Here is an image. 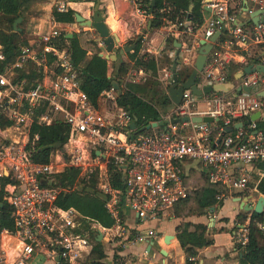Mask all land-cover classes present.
<instances>
[{
  "label": "built area",
  "instance_id": "built-area-1",
  "mask_svg": "<svg viewBox=\"0 0 264 264\" xmlns=\"http://www.w3.org/2000/svg\"><path fill=\"white\" fill-rule=\"evenodd\" d=\"M126 1L145 27L151 17L148 9L141 0ZM54 6L58 12L70 8L65 1H57ZM202 10V22L186 16L176 30L177 37L191 38L188 51L193 60L200 41L209 42L220 31L196 85L201 89L231 82L234 89L201 98L190 89L184 90L180 105L172 112L177 118L207 115L218 119L214 123H192L191 129H178L183 123L172 124L176 118L165 119L168 123L164 127L151 132L130 129L135 119L116 103L119 88L101 93L116 92L107 94L103 108H99L98 101L93 105L81 88L82 80L72 65L69 48L56 44L65 34L67 37V31L61 33L57 26L67 27L53 17L49 20L50 31L21 45L11 61H7L0 44V113L11 122L6 128L0 127V180L8 178L2 190L13 221L12 229L0 227V264H31L37 256L52 263L75 264L83 258L92 263L93 243L73 232L77 211L57 205L63 189L55 185L54 176L68 167L78 169V178L83 180L97 173L98 187L107 196L105 208L113 224L98 225L95 232L120 246L159 238L154 229L148 228L129 241L123 210H131L141 222L170 217L175 205L189 195L180 167L186 161L200 163L209 181L223 189L214 188L217 202L234 197L231 193L256 190L258 181L253 172L259 164L264 165V131L257 123L264 120V96L257 93L264 91V73L255 70L229 81L224 67L235 63L239 71L248 65H264V0H203ZM29 64L40 76L33 82L19 77ZM163 76L171 84L175 73L169 70ZM144 78L145 72L139 69L121 79L140 83ZM254 86L256 91L242 90ZM198 102H203V111L192 110ZM257 112L259 118L248 123ZM55 122L70 128L68 140L48 162H38L32 155L38 135H32L31 128L34 123ZM237 123L242 126L218 141L224 127ZM110 163L121 170L123 188L112 187ZM259 227L264 232V221ZM233 241L238 250H244L249 241L248 220L235 224ZM187 264H198L196 257L190 256Z\"/></svg>",
  "mask_w": 264,
  "mask_h": 264
},
{
  "label": "trees",
  "instance_id": "trees-1",
  "mask_svg": "<svg viewBox=\"0 0 264 264\" xmlns=\"http://www.w3.org/2000/svg\"><path fill=\"white\" fill-rule=\"evenodd\" d=\"M70 2H78L84 0H66ZM92 1V0H86ZM37 0H0V26L8 25L7 30L0 32V44L6 56L7 61H11L15 56L18 48V39L20 38L21 29L14 30L13 22L18 17L23 18L25 10L36 3ZM151 0H141L142 6L152 15L150 27H159L163 19H168L180 22L184 17L191 15L192 20L202 22V2L203 0H155L153 7L150 6ZM75 11L68 8L64 12H58L56 9L52 11V17L59 23H74ZM66 35V34H65ZM62 36L56 41L58 46H67L70 51L71 61L74 68L79 72L82 80L81 88L87 94L90 102L97 105L98 98L103 91L109 90L113 87V82H116L119 88V93L116 97V103L125 107L131 112L135 119L138 132H151L153 128L146 129V126L154 121L160 120L161 113L158 109H162V113L166 111L167 107L171 105L166 92L153 90L154 82L139 84V83H122L118 75L125 74L129 68L128 63L120 61L116 64V72L113 76H107V60L100 57L95 53L92 57L87 56L86 49L81 45L77 34L72 37ZM136 49L131 53L129 58L135 60L134 66L141 68L145 72H155L157 69V61L154 57L147 54L137 55L138 42L136 41ZM24 45V44H23ZM211 58V53L207 55V60ZM176 62H173L175 64ZM172 64V65H173ZM227 71V79L232 81L237 66L231 64L225 65ZM28 71V72H27ZM192 71V70H191ZM188 69L175 71V76L179 83L184 82L190 75ZM19 77H26L29 82H33L36 75L34 66L31 69L28 67L20 71ZM157 84L156 86H158ZM159 91V92H158ZM150 95V96H149ZM258 128L264 131V120L258 121ZM11 122L0 113V127L6 128ZM31 134H37L38 140L36 141L33 151V158L38 162H48L50 156L59 149H62L66 144L70 135V128L62 123L55 122L49 125H42L34 123L31 128ZM183 164V163H182ZM181 170L183 177L189 188V195L186 199L177 203L173 209L174 216H179L182 210L186 209L191 202H197L201 207V197L205 188H197L190 186ZM201 165L200 163H198ZM260 169H264L263 164H259ZM204 168V167H203ZM205 169V168H204ZM205 181L204 187H212L216 190L222 191L217 184L209 181L206 170H204ZM79 170L76 168L68 167L64 171L54 176V183L57 187L63 189L58 196L57 205L63 209L73 208L77 211L78 215L75 218L76 227L73 232L81 236L87 237L91 242L95 241L94 230L92 229L93 223H98L101 226L109 227L113 224V219L105 208L107 196L102 194L98 187V175L94 173L87 179L78 178ZM109 181L114 188H123L122 172L118 166L113 163L108 165ZM8 182L7 177L0 180V227L13 228V221L11 218V208L4 199L3 186ZM257 191L259 194L264 195V173L262 178L257 184ZM240 193H235L237 196ZM203 208V207H201ZM247 216L238 215L237 223H243L248 220L249 228V241L244 250L242 251L239 264H264V232L260 229V224L264 221V211L261 214L251 212ZM235 228V226H234ZM201 230L190 233L185 230H178L179 242L186 253V262H189V257L195 254L194 246H203L211 243V240L204 237L205 227ZM98 243V242H97ZM96 243V244H97ZM95 246L91 258V264H101L102 253L99 247ZM59 264H65L60 262Z\"/></svg>",
  "mask_w": 264,
  "mask_h": 264
},
{
  "label": "crops",
  "instance_id": "crops-1",
  "mask_svg": "<svg viewBox=\"0 0 264 264\" xmlns=\"http://www.w3.org/2000/svg\"><path fill=\"white\" fill-rule=\"evenodd\" d=\"M54 0H47L34 3L31 7L43 10V14L39 15V22L32 25L30 24L29 38L32 40L33 37H37L40 34L48 32L49 20L52 17V11L54 7ZM100 8L103 11L105 17V24L107 25L110 34L116 38L118 47H124L126 45L134 44L135 47L129 52H133L136 49V41L140 39L141 45L138 48L137 55L147 54L152 56L157 61V68L161 67L162 72L169 71L168 66L174 73L177 70H181V60H183L186 67L189 69L193 67L192 54L188 51V47L191 45V38L187 36L177 37L176 30L178 29V22L163 19L162 24L159 27H150L152 15L147 19L145 27L139 24L138 17L132 12L131 4L126 0H101ZM69 7L74 11L80 12L83 17H86L84 12H81L83 7L82 4L89 6L88 13L91 16V10L93 7V1H78L70 2L67 1ZM209 16V14H205ZM113 18L117 22V27H113L110 19ZM62 26L69 28L68 34H74L78 32H91L95 34L94 41H90L88 44L81 42V45L86 49L87 56L90 58L95 53L106 54L105 46L100 45L98 41V34L91 28L81 27L76 22L74 23H63ZM180 43L178 47L176 43ZM128 52V53H129ZM128 53L119 54L118 50L115 53L116 59H108L107 64V76L111 77L116 72V64L120 61L128 63V66L134 65L135 60L129 58ZM175 63V67L174 64ZM173 64V65H172ZM233 65H236L233 63ZM141 68H136L138 71ZM131 70V69H130ZM143 70V69H142ZM144 71V70H143ZM237 71V70H236ZM131 72V71H129ZM163 72V74H164ZM146 73V72H145ZM236 73V72H235ZM123 75H118L121 79ZM121 81V80H120ZM142 82V81H141ZM140 82V83H141ZM139 83V84H140ZM107 94L115 95L116 92H105L100 95L98 99L99 108H103L107 102ZM203 102H198L196 105V111H203L205 107ZM176 105L171 102L165 112L169 115L174 111ZM163 117L162 109H158ZM190 122L186 124H178V129H191ZM60 150V149H59ZM55 152H58L56 150ZM183 173L186 179L190 183L191 187L194 185L197 188H205L201 197V208L197 202H191L188 207L182 210L179 216L172 214L166 219H157L148 222H141L136 217V214L129 209L123 210V220L127 227V237L129 241H132L133 236L137 232H144L148 228L154 229L159 238L157 240L148 239L146 241L136 242L135 246L117 245L115 241H106L101 239L100 234L96 235V228L98 223L92 224L94 230L95 241L93 243V250L95 246L99 244L102 258L101 264H111L114 261L120 264H187L186 253L182 248L178 239V230L188 231L190 233L197 230L199 232L201 227H205L204 237L211 240V243L203 246H194L195 254L193 255L197 259L198 264H239V260L242 255V251L238 250L234 241L233 233L235 231V224L238 221V215H246L247 217L251 214V211L246 212L240 209V205L234 199L238 196L241 199L246 200L251 204H255L259 194L256 190H249L240 193L236 197H232L225 201L217 202L214 198L215 191L212 187L205 186V174L202 165L196 162L186 161L182 164ZM263 170L259 167L253 172V177L259 182L263 176ZM258 184V183H257ZM263 196V195H262ZM213 207V211H211ZM246 217V218H247ZM95 227V228H94ZM171 236L168 239V243L164 242V238ZM98 242V243H97ZM97 243V244H96ZM165 251V255L162 253ZM59 264L52 263L45 260L42 256L34 257L31 264ZM91 264L86 261L85 258L75 264Z\"/></svg>",
  "mask_w": 264,
  "mask_h": 264
},
{
  "label": "water",
  "instance_id": "water-1",
  "mask_svg": "<svg viewBox=\"0 0 264 264\" xmlns=\"http://www.w3.org/2000/svg\"><path fill=\"white\" fill-rule=\"evenodd\" d=\"M93 1V7H92V17L90 19H87L85 17H83L81 14H79L78 12H75L74 17H75V22L77 24H79L81 27H88V28H92L93 30H95V32L98 34V41L102 42L103 45L105 46L106 49V54H99L100 57H103L104 59L108 60V59H116V55L115 53L119 52V54H123V53H128L129 51L133 50L135 45H126L124 47H118V43L115 37H113L110 34V31L107 27V25L105 24V17L103 15V11L100 8L101 5V0H92ZM206 2H208L209 0H205ZM155 3V0H151L150 2V6L153 7ZM207 10L208 8L205 7ZM190 13L188 15V17H190ZM22 20L21 17H18L17 19H15V21L13 22V28L14 30H20L19 28L16 27V25ZM257 19L255 18L254 21H256ZM150 25V23H149ZM220 35V31L217 30L214 35L210 38L209 42H205V41H200V48L198 50V54L194 60L193 63V69L189 75V77L184 81L179 83L176 76H174L173 82L170 84V86L167 88V95L169 97V99L171 100V102L174 105H180L181 101H182V96H183V91L184 90H188L190 89L191 92L196 95L197 97L201 98L203 95H207L209 93H219V92H229L231 90L234 89V84L231 82H223V83H216L213 85H207L202 87L201 89L197 87L196 85V80H197V76L198 74L203 70V67L205 65L206 59H207V55L209 54V52L212 49V43H214L217 38ZM67 37H72V34H68ZM176 43V42H175ZM177 46H180V43H176ZM176 65L174 64V67ZM255 70H259L261 72L264 73V65H258L256 68H252L250 65L245 66L242 70L237 71L234 74V79L237 80L240 77H242L245 74H251L253 71ZM113 87L115 89H118V85L116 82H113ZM237 90H240V88H237ZM243 91L246 92H251V91H256L257 87L254 86L252 88L249 87H242ZM259 96L263 97L264 96V91H258L257 92ZM259 118V113H254L253 115L250 116L248 123L251 120H256ZM218 119L217 118H213L211 116H200V115H193V116H189V115H182L179 118L173 119L171 121L172 124H176V123H214L217 122ZM168 123L167 120L165 119H161L158 121H154L152 123H150L149 125L146 126V129H150V128H157V127H164L166 124ZM242 124L241 123H237L235 125L231 126H226L224 127V131L222 132L221 136L219 137L218 141L221 139V137L225 134V133H229L232 132L233 129H237L239 127H241ZM130 129L132 130H137V126L135 121L130 123ZM98 153V151L96 152ZM236 202L239 203L240 205V209H242L243 211L246 212H255L257 214H261L264 211V196H259L256 203L252 206L251 203L246 202V200L241 199L240 197H236L234 199ZM1 205V203H0ZM211 211H213V207H211L210 209ZM100 236V235H99ZM171 236H167L164 238V242L168 243V239ZM168 238V239H167ZM162 253L165 255V251H162Z\"/></svg>",
  "mask_w": 264,
  "mask_h": 264
},
{
  "label": "rangeland",
  "instance_id": "rangeland-1",
  "mask_svg": "<svg viewBox=\"0 0 264 264\" xmlns=\"http://www.w3.org/2000/svg\"><path fill=\"white\" fill-rule=\"evenodd\" d=\"M41 1H47V0H37V2H41ZM55 2L54 3H56L57 1H65V2H67L66 0H54ZM84 1H86V0H84ZM89 2V1H88ZM55 5V4H54ZM82 7H83V9H82V11L81 12H84L85 14H86V17H87V19H90L91 17H92V10H91V16L89 15V13H88V8H89V6H87V5H85V4H82L81 5ZM53 9H55V6L53 7ZM76 12V11H75ZM78 12V11H77ZM78 13H80V12H78ZM41 14H43V10H41V9H37V8H33L32 9V7H30V9L28 8L27 10H25L24 11V13H23V18H22V20L16 25V27L17 28H19V29H21V34L19 35L20 36V38L18 39V45H23V44H27L28 43V38H29V29H30V24H32V25H34V24H36V23H38L39 22V18H40V16L39 15H41ZM82 15V14H81ZM53 20H54V18H53ZM110 21H111V23H112V25H113V27H117V22L116 21H114V19L113 18H111L110 19ZM74 22H75V20H74ZM51 25H52V23L50 24L49 23V25H48V31H50V28H51ZM57 26V25H56ZM57 28L61 31V33H65L66 31L69 33L70 31H72L71 29H69V28H66V29H62V28H60V27H58L57 26ZM8 29V25H2V26H0V32L2 31V30H7ZM92 29V28H91ZM95 31V30H94ZM75 34H77V36H78V38H79V40H80V42H83V43H85V44H88L90 41H92V43H93V41H94V35L95 34H93V33H91V32H78V33H75ZM35 38V37H34ZM136 40H139L138 41V48L140 47V45H141V41H140V39H136ZM181 70L180 71H182V70H185V69H188V71L190 72L192 69H193V67H191L190 69L188 68V67H186L185 66V64H184V62H183V60H181ZM135 64V63H134ZM31 67H32V65L31 64H29L28 65V68L29 69H31ZM131 69V70H130ZM168 69L169 70H171V69H173V68H171V66H168ZM136 70V67L134 66V65H131L129 68H128V70H127V72H129V71H131V72H134ZM126 72V73H127ZM145 72V71H144ZM125 73V74H126ZM124 74V75H125ZM123 75V76H124ZM164 74H163V72H162V68L161 67H159V68H157L156 69V71L153 73V72H146L145 73V78L143 79V81L140 83V84H144V83H149V82H154V83H156V85L157 84H159L158 86H156V85H153L152 87H153V90H159V91H161V92H166L167 91V88L170 86V83L167 81V80H165L163 77ZM121 84L123 83H127L125 80H123V79H121ZM158 91V92H159ZM167 93V92H166ZM150 96V95H149ZM202 107H204V106H202ZM204 109V108H203ZM192 110H196V108H192ZM166 113L167 112H163V117H162V119H169V120H171V119H173V118H177V116L174 114V113H170L169 115H166ZM168 114V113H167ZM55 153V152H54ZM231 195H233V196H235L234 195V193H231ZM264 196V195H263ZM236 197V196H235ZM238 197V196H237ZM42 262H39V263H37V264H41ZM85 264V263H84Z\"/></svg>",
  "mask_w": 264,
  "mask_h": 264
}]
</instances>
